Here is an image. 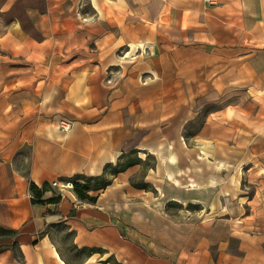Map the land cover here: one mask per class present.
Instances as JSON below:
<instances>
[{"label": "crops", "instance_id": "obj_1", "mask_svg": "<svg viewBox=\"0 0 264 264\" xmlns=\"http://www.w3.org/2000/svg\"><path fill=\"white\" fill-rule=\"evenodd\" d=\"M0 14L5 16L0 20V50L11 54L4 61L21 59V69L14 73L11 68L0 87V115L5 116L0 129L7 131L0 139V228L15 232L23 260L6 249L0 264H68L49 232L60 222L73 233L78 249L101 251L88 256L85 264H103L111 256L120 264H264V179L255 189L262 196L246 203L250 212L245 215L206 219L125 213L126 208L136 214L147 206L130 199L153 194L157 181L166 189L156 209L168 202L204 209L211 190L199 170L205 160L219 163L227 159L224 149L237 153L241 147L253 151L264 145V106L255 112V99L264 100V0H0ZM91 44L97 57L78 59L77 51H87ZM207 44L213 50L208 59ZM121 49H145L150 56L131 63L138 70L126 73L123 67L106 74L103 67L117 65ZM47 51H64L67 62L43 77L30 74L31 57H39L34 65L51 64ZM211 62L215 68L207 75ZM159 65L166 71L159 72ZM239 74L244 83H237ZM31 78L51 82V93L30 98L21 83ZM212 93L229 99L230 105L206 118L194 134L184 135L196 112L179 98L198 101ZM18 94L21 104L15 105ZM26 113L67 114L75 123L66 133L44 120L23 124L31 132L29 155L18 159L14 154L20 143L10 131L18 125L14 115ZM162 122V146L177 147L182 139L185 150L194 146L198 153L180 160L172 147L156 157L152 141L155 148L161 146ZM131 149L155 157L157 166L146 176L154 191L131 186L132 166L91 206H81L71 190L62 191L57 205L31 203V183L38 188L48 184L51 190L42 196L48 200L57 190L53 182L100 175L106 164ZM192 183L193 190L187 188ZM230 203V198L213 201L208 209H228ZM244 205L237 202V209Z\"/></svg>", "mask_w": 264, "mask_h": 264}, {"label": "rangeland", "instance_id": "obj_2", "mask_svg": "<svg viewBox=\"0 0 264 264\" xmlns=\"http://www.w3.org/2000/svg\"><path fill=\"white\" fill-rule=\"evenodd\" d=\"M5 16L0 14V20L4 19ZM133 21V20H132ZM138 19H135L133 21L137 22ZM4 32V25L0 23V35ZM133 47V46H131ZM206 57L212 58L213 57V50L210 49L211 46L209 44L206 45ZM121 49L117 52V56L120 57L121 60H119V63L115 66H105L104 72L106 74H112V73H118L119 70H123L122 68L124 67L125 72H133V69L135 68L133 64L135 63L138 59L143 60L146 59V57H149L150 55H147V53L144 50H132L128 49ZM37 56H40L42 54L41 51H36ZM52 52H55L56 54L51 56V54H54ZM48 53L47 56L52 58V62L49 66L47 65H42V66H37L34 65L33 62L36 61L39 57H31L29 69H30V74H39L41 77H43L44 74H51L53 71L58 70L56 67V64H64L67 62L66 53L62 51V55H58L59 51H47ZM78 59H85V57L89 58H96V52H95V46L94 45H89V49L86 50H79L77 51ZM11 54H9L8 51L6 50H0V87L6 82V80L11 76L7 74V72H10L11 68H14V73H16V70L21 69V59H16L15 57V62H6L4 59L6 57H10ZM153 56V55H152ZM130 65V66H129ZM13 66V67H11ZM215 67H213L212 62L210 64H207V75L210 74L214 70ZM135 69L138 70L136 67ZM159 72H165L166 67L165 66H160L158 67ZM172 67H168V71L171 70ZM217 70H220L219 65L216 66ZM47 76V75H46ZM242 79V80H241ZM142 83H145L146 79L142 78L140 79ZM238 84L241 83V81L244 83V78L238 75ZM24 85V89L29 93L30 98H37V95L39 94L40 97H45L48 96L49 93H51V87L53 84L51 82H38L34 81L33 78H31V81H27L25 83H21ZM39 86V87H38ZM17 89H22V87L17 86L15 88ZM59 92L58 89H55V95ZM54 93H52L53 95ZM159 101L161 99L159 98ZM179 101L181 104H184L186 101H188L190 106L195 109V115L193 116L194 119L189 122L187 125L184 127L183 134L184 135H192L194 134L205 122L206 118L212 117L214 113L219 112L221 107L224 109L226 106L228 107L231 103V101L228 99L226 100L225 97L220 99L215 96L214 93L212 95H207L206 97H201V99H194L188 97H181L179 98ZM235 102H239L240 99H233ZM232 101V102H233ZM13 102L15 105H20L21 104V96L20 94L15 95L13 97ZM187 103V102H186ZM36 104V101H35ZM255 112L258 110L259 106H264V100L260 98L255 99ZM199 107V109H198ZM222 109V110H223ZM255 114V113H254ZM228 116V114H227ZM261 114H259L260 118ZM5 116L0 115V121L4 122L5 121ZM45 121V122H50V123H55L56 126L60 122H68L71 123V128L73 123L75 121L70 118L69 115L67 114H38V113H26V114H15L14 115V122L18 123L15 128L10 131L11 134L14 137L15 142H19L20 146L19 149L15 152L14 157L15 158H23L26 159L29 155L28 153V148H29V135L27 133H31L30 131H27L28 129L22 128V125L25 123H28V125H34L38 121ZM264 129V128H263ZM71 130V129H70ZM69 130V131H70ZM164 130V122L159 125V144L161 146H158L155 148L153 146V141H152V148L154 149L153 153L155 154L156 157L160 156V154H163L166 152V149H172L173 146L171 147H164L162 144H165L166 142V136L163 133ZM26 131V132H25ZM67 131V132H69ZM7 131L5 129H0V139L3 138L5 139V134ZM66 133V132H62ZM9 134V131H8ZM180 140V139H179ZM182 139L180 140V145L177 147H173L174 152L179 155L180 160L182 159V155H185V157H189V154H196L198 153L196 147L194 146H189L186 145L188 149L185 150L182 145ZM1 144V142H0ZM224 149V148H223ZM239 151L237 153L227 151V149H224L223 153H226L224 156L227 157L226 160H223L221 162H214L210 159H206L205 163L201 165L199 170L203 172L205 176V184L207 187H211V190L208 191L206 194V204L204 209H198L197 206L194 205H180L175 202H168L166 205H164L161 208H157L156 206L159 207L160 203H162L163 199H160L163 195V190L166 189V185L162 182H156V191L153 194H149L147 197L144 194H141V198H132L130 200H138L142 201L147 206L141 207L140 210L133 211L137 212L136 214H132L131 209L126 208L125 213L127 215H135V216H153V217H192L196 216L201 217L205 216L206 219H211L213 218V215L215 217L220 216L225 213H229L231 217H236L239 215H245L246 213H249L250 210L248 209L250 206L249 204H246L247 202L252 201L254 198L257 201L256 198H260L262 194H256V188L261 184V181L264 179V145L262 146H254V150L251 151L246 148H238ZM134 149H131L132 151ZM226 150V151H225ZM128 151V152H130ZM136 151V156H130L129 159L134 160V163L136 166L133 171H135L132 176L129 178L131 186L133 188L138 189V190H144V191H154L153 187L146 183L147 179L146 176L151 170H155L157 166V161L154 156L149 155L147 152L144 151ZM127 152V153H128ZM141 155L142 159H139V154ZM260 157V158H259ZM261 158H263V161H261ZM186 159V158H185ZM183 160V159H182ZM127 162V158L122 159V163ZM196 166V164H193ZM203 179V178H201ZM114 180V179H113ZM113 182V181H112ZM112 184V183H111ZM196 187L192 183L187 188H190L193 190V188ZM187 188H185L187 190ZM213 188V189H212ZM169 193L170 194H175L176 192L173 191L171 187L168 186ZM219 189V190H218ZM191 190V191H192ZM221 191V192H220ZM56 194H62V192L54 191ZM179 197V194L176 193ZM264 196V194H263ZM229 198L231 200V205L228 206V209H222L220 211H212L209 210L208 207L211 206V203L213 201H226ZM165 199V198H164ZM78 201V200H77ZM243 202L245 205L243 208L240 207V210L237 209V202ZM81 206H91L93 204H88L84 202L78 201ZM156 203V204H154ZM119 208H113V211L115 213L119 212ZM50 236L51 238L56 241L59 244V247L61 249V252L66 253L68 256V264H85L87 262V257L89 256L90 252H87L85 249H78L73 243H72V237L73 233L68 232L66 226L63 225L62 222H60L57 225L51 226L50 229ZM15 234H5L3 236H0V253L5 251L6 249L13 250L15 253V257L17 261L22 262L23 260L20 257V254L17 249V244L15 242ZM96 254V253H94ZM95 257H97L95 255ZM112 257V256H111ZM97 259V258H96ZM96 264V263H95Z\"/></svg>", "mask_w": 264, "mask_h": 264}, {"label": "trees", "instance_id": "obj_3", "mask_svg": "<svg viewBox=\"0 0 264 264\" xmlns=\"http://www.w3.org/2000/svg\"><path fill=\"white\" fill-rule=\"evenodd\" d=\"M136 156V151L132 150L128 153H122V155L117 159L115 163L106 164L100 175L96 176H86V175H75L71 178L66 179L63 182L72 183V192L75 198L84 203L95 204L97 198L101 192H103L108 186L111 185L113 179L117 177L120 173L126 171L128 168L135 165L134 160L129 159L130 156ZM127 158V162L122 163V159ZM50 189L48 184L43 185L38 188L34 184L29 185V192L31 196V203L38 205H57L61 200V195L56 194L52 191L53 196L48 200H42V196L45 192ZM15 234V232L7 231L0 228V236L5 234ZM90 252L89 256L94 253L101 254L100 250L96 249H85ZM103 264H120L113 257H109Z\"/></svg>", "mask_w": 264, "mask_h": 264}, {"label": "built area", "instance_id": "obj_4", "mask_svg": "<svg viewBox=\"0 0 264 264\" xmlns=\"http://www.w3.org/2000/svg\"><path fill=\"white\" fill-rule=\"evenodd\" d=\"M58 129L61 131V132H67L71 129V123H68V122H60L58 125H57ZM53 188H56L58 189V191L62 192L63 190H71L72 191V183L70 182H62V183H59V182H53L52 185H51Z\"/></svg>", "mask_w": 264, "mask_h": 264}]
</instances>
